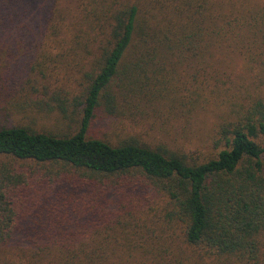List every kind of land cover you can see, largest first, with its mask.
<instances>
[{"label": "trees", "instance_id": "trees-1", "mask_svg": "<svg viewBox=\"0 0 264 264\" xmlns=\"http://www.w3.org/2000/svg\"><path fill=\"white\" fill-rule=\"evenodd\" d=\"M46 1L0 0V29L9 34L14 27L19 43L50 39ZM74 3V11L67 10L83 15L94 33L103 27L106 41L96 69L85 75L81 96L71 103L54 98L59 113L77 116L74 134L0 126V156L43 167L0 169V246L14 236L25 240L36 247L34 264H264L263 100L220 128L214 145L221 150L203 163L133 140L112 145L88 135L97 119L124 117L132 103L161 95L159 82L146 77L150 64L175 56L188 61V68L193 62L203 66L224 35L243 44L248 61L264 71V59L254 54L264 49L262 0ZM139 187L163 195L178 240L144 230L131 212L117 217L106 211L103 196L113 195V211L127 212L123 205ZM41 190L50 195L36 201ZM126 215L131 221L121 219Z\"/></svg>", "mask_w": 264, "mask_h": 264}, {"label": "rangeland", "instance_id": "rangeland-1", "mask_svg": "<svg viewBox=\"0 0 264 264\" xmlns=\"http://www.w3.org/2000/svg\"><path fill=\"white\" fill-rule=\"evenodd\" d=\"M52 1H46L51 3L52 22H48L46 30L54 33L50 39L36 37L32 43H19L12 37L14 27H10L9 34L0 29V126H28L39 132L72 135L78 118L59 113L54 98L71 103L81 96L85 75L96 69L106 30L102 27L97 33L90 31L83 15L72 12L74 0ZM43 27L46 26H37L44 30ZM221 39L224 40L215 44L202 60L203 66L193 62L194 66L188 68V61L175 56L150 64L146 77L159 82L156 87L163 88L161 95L149 103H132L124 117L112 121L97 119L88 135L112 145L133 140L152 150L175 154L188 163L215 158L221 150L214 145L220 128L236 123L254 101H264V71H257V66L248 61L243 44L232 43L226 35ZM218 49L222 51L219 54ZM262 51L255 49L257 58L264 59ZM4 165L43 168L32 161L0 156V169ZM133 175L144 180L137 173ZM135 184L138 186L137 181ZM49 195V190H41L34 199L42 198V202ZM128 200L123 205L127 212H123L113 211V195L102 198L108 213L118 217L119 212H131L144 230L179 239L178 225L166 217L167 206L161 193L139 187ZM32 208L36 207L29 206ZM129 218L126 215L121 219L131 221ZM44 247L41 244V249ZM35 249L14 236L0 246V264H34Z\"/></svg>", "mask_w": 264, "mask_h": 264}]
</instances>
